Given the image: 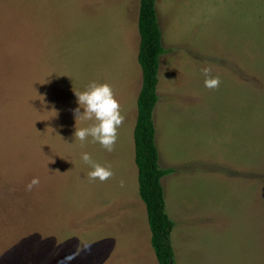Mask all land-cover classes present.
I'll return each instance as SVG.
<instances>
[{"label":"rangeland","instance_id":"rangeland-1","mask_svg":"<svg viewBox=\"0 0 264 264\" xmlns=\"http://www.w3.org/2000/svg\"><path fill=\"white\" fill-rule=\"evenodd\" d=\"M155 4L174 263L264 264V0ZM138 13L139 0H0V264H158L134 162ZM92 81L124 116L110 152L74 136L94 123L73 113ZM83 152L113 175L90 178Z\"/></svg>","mask_w":264,"mask_h":264},{"label":"trees","instance_id":"trees-1","mask_svg":"<svg viewBox=\"0 0 264 264\" xmlns=\"http://www.w3.org/2000/svg\"><path fill=\"white\" fill-rule=\"evenodd\" d=\"M156 0H139L137 61L141 68V88L136 100L133 130L134 162L137 167L138 193L146 210L150 243L158 264H175L171 244L173 221L166 212L161 180L171 170L159 166L155 145L153 112L158 101L159 59L164 53L157 21Z\"/></svg>","mask_w":264,"mask_h":264},{"label":"clouds","instance_id":"clouds-1","mask_svg":"<svg viewBox=\"0 0 264 264\" xmlns=\"http://www.w3.org/2000/svg\"><path fill=\"white\" fill-rule=\"evenodd\" d=\"M209 69H204V84L206 87L215 88L219 85V77L209 76ZM77 107L73 110L75 121L78 119L92 120L94 123L89 127L75 129L74 136L81 142L89 136L94 142H98L107 151H112L117 140V129L123 123L124 116L120 111V104L115 99L111 86L107 83H97L92 81L87 88L78 94ZM81 108L83 111L81 112ZM81 160L90 166L89 177L107 180L113 175L110 168L102 166L93 161L91 155L87 152L81 153ZM39 184V179L33 177L27 184V189L31 190L33 186ZM66 259L70 260L71 257Z\"/></svg>","mask_w":264,"mask_h":264},{"label":"crops","instance_id":"crops-1","mask_svg":"<svg viewBox=\"0 0 264 264\" xmlns=\"http://www.w3.org/2000/svg\"><path fill=\"white\" fill-rule=\"evenodd\" d=\"M165 204H166V202H165ZM172 220V219H171ZM171 243H172V238H171ZM172 248H173V245H172ZM173 251L175 252V250L173 249ZM176 262L178 263L179 262V260L178 259H176Z\"/></svg>","mask_w":264,"mask_h":264}]
</instances>
